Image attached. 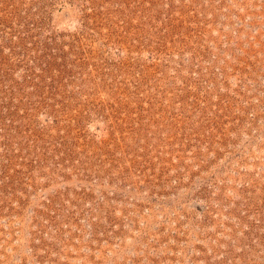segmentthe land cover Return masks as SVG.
<instances>
[{"label":"rangeland","instance_id":"374dc122","mask_svg":"<svg viewBox=\"0 0 264 264\" xmlns=\"http://www.w3.org/2000/svg\"><path fill=\"white\" fill-rule=\"evenodd\" d=\"M0 264H264V0H0Z\"/></svg>","mask_w":264,"mask_h":264}]
</instances>
